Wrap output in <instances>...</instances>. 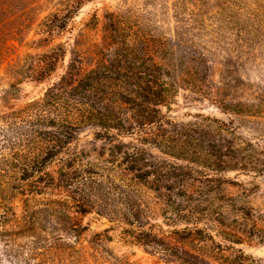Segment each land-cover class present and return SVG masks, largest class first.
Segmentation results:
<instances>
[{"label":"rangeland","instance_id":"obj_1","mask_svg":"<svg viewBox=\"0 0 264 264\" xmlns=\"http://www.w3.org/2000/svg\"><path fill=\"white\" fill-rule=\"evenodd\" d=\"M72 1L0 0V110L44 95L48 80H25L16 99H2L16 81L11 70L30 55L60 43L71 50L77 39L86 47H101L107 37L147 44L153 60L170 67L166 102L150 108L126 103L121 115L130 123H124L123 137L110 142L98 138V126H88L71 148L86 160L114 159L113 146L121 139L151 160L166 161L199 201L192 214L191 203L179 199L173 208L151 192L146 205L175 220L157 216L147 223L167 235L181 230L175 237L183 243L204 236L195 245L214 264H264V0H82L65 30L43 34L42 22ZM62 71L60 63L53 77ZM15 205L20 220L21 197ZM74 215L87 227L78 237L64 234L58 244L50 240L36 249L29 237H19L24 250L10 255L0 242V264H173L130 243L120 223L95 212ZM195 227L204 233L191 231ZM107 237L111 241H101Z\"/></svg>","mask_w":264,"mask_h":264},{"label":"trees","instance_id":"obj_2","mask_svg":"<svg viewBox=\"0 0 264 264\" xmlns=\"http://www.w3.org/2000/svg\"><path fill=\"white\" fill-rule=\"evenodd\" d=\"M81 3L82 0H73L66 11L50 14L42 22L41 32L50 38L55 30H65L74 9L81 8ZM115 32L121 34L120 30ZM101 44L100 47L93 43L91 49L93 45L86 47L77 39L74 48L68 50L60 43L43 53L28 56L23 64L11 70L16 81L2 98L6 102L17 98L22 81L48 80L49 84L42 97L24 107L7 103L6 110H0L3 254L24 250L17 243L19 237H29L32 249L43 247L50 240L58 244L64 234L78 237L87 227L78 223L74 214L95 212L123 225L122 232L130 243L159 254L166 263L214 264L201 253L202 246L195 245L196 241L204 242V236L191 235L183 243L175 237L181 230L174 229L167 235L165 231H155L156 224L147 223L157 216L175 220L146 205L151 192L160 194L164 205L173 208L179 199L191 203L192 214L199 201L193 191L185 189L187 179L167 169L166 161L151 160L152 155L147 157L145 150L121 139L113 146L114 159H103L101 155L98 159L86 160L81 152L71 148L77 135L88 126H98V138L110 142L117 140L116 136L123 137V130H127L124 123H130L121 115L124 104L161 106L169 92L165 76H169L170 67L154 61L147 44L137 46L111 41L109 37ZM68 53L71 57L64 65ZM60 63L63 71L53 77ZM108 81H113L112 86ZM150 122L155 120L147 119ZM119 155L121 161L116 159ZM56 162L58 166L51 171ZM180 181L182 186L176 190L174 185ZM18 197L23 204L20 220L15 210ZM162 210L167 211L161 207ZM191 231L204 233L197 227ZM106 240L111 241V237L101 241Z\"/></svg>","mask_w":264,"mask_h":264}]
</instances>
